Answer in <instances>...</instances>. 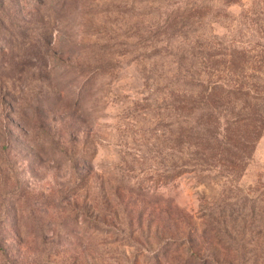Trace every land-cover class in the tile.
<instances>
[{
    "label": "rangeland",
    "instance_id": "374dc122",
    "mask_svg": "<svg viewBox=\"0 0 264 264\" xmlns=\"http://www.w3.org/2000/svg\"><path fill=\"white\" fill-rule=\"evenodd\" d=\"M221 81L247 92L238 127L249 147H231L239 159L211 133ZM209 82L217 86L204 89ZM206 99L217 105L211 120ZM262 117L264 0H0V217L16 218L0 222V264H151L173 238L167 229L188 216L187 242L225 258V241L200 236L214 231L202 224L219 201L235 216L234 241L263 263ZM81 152L80 194H117L111 209L144 217L142 235L130 237L135 225L119 218L117 235L66 236V218L74 228L84 218L83 197L79 208L65 199L71 156ZM222 166L235 175L221 176Z\"/></svg>",
    "mask_w": 264,
    "mask_h": 264
},
{
    "label": "trees",
    "instance_id": "16d2710c",
    "mask_svg": "<svg viewBox=\"0 0 264 264\" xmlns=\"http://www.w3.org/2000/svg\"><path fill=\"white\" fill-rule=\"evenodd\" d=\"M176 79H181L183 82H185L182 75L178 74L176 76ZM197 83H199V85L203 84L200 83V81H198ZM216 84L217 83L210 84L209 82V84L205 85L204 89H208L210 86L211 88L214 86L216 87L217 86ZM239 90H240L239 88H234L232 85L228 86L226 82L221 81V121L218 119V121L221 123V130L219 129L220 128L219 124L217 126L218 123L217 119L216 120L214 119L212 121L216 123V126L211 131V133L214 136V140L219 142L221 141L222 148L225 151H228L229 154H231L234 158H238V159L241 156L238 155V152L231 149V147L232 146L237 147L239 145L240 146L242 145L244 149H247V147H249V145L246 143L247 141L242 139V135H241L242 129L238 127L242 121L248 119V117H246L243 112L244 109L247 108V106L245 105V103H242L240 99L241 95L244 96L245 94H247V92L241 90H240L241 92H239ZM223 97H228V98L227 100H223ZM79 100H82V95H79ZM170 106L172 108L170 113L171 115L175 116V114H177L178 109H175L174 104ZM216 106L217 105H215V107L210 106L207 102V99L204 101L203 110L207 111L206 120H211L210 116L216 113L217 111ZM204 116L205 113H203L202 117ZM256 121L258 122L257 124H259V126L254 125L256 127L255 133L257 134L259 132L258 127L264 124V117L260 119L256 118ZM237 134L239 135V139L237 138ZM210 140H212V138H210ZM221 145H217L216 149H221ZM214 148H215L214 146L209 144L204 149L200 148V151L206 154L204 158H207V156L210 155V153L207 151ZM84 158H85L84 153L82 152L80 154H76V153L72 154L71 156V161L73 163V165L71 166L72 170H70V179L65 187V199L67 200L72 199L76 208H79L77 202L80 200L81 196L83 197V201H85V205L80 209L83 211V213H80V215L84 216V218L81 220V222L79 221L80 223L78 221L77 223H75L77 226L76 228H74L75 225L69 220V218L68 219L66 218L65 220V233L67 234L66 236H69V238L70 236H73L75 238H80L81 235H83L86 241L92 237V233H96V232L101 234L117 235L120 233V230H118L116 225L118 224L117 219L119 218L124 226L127 224L129 225L130 228L133 225H135L133 229L131 228L129 231L131 233L130 237H133L132 233L135 230L138 231L140 235H142V233L145 230L143 227L144 217H140L139 215H137V218L134 219L131 216L132 215L131 213H125L121 216L119 213H115V210L111 209L115 207L113 201L116 199L115 196H117V194H114L112 198L106 196L104 192L102 193L100 192V190L92 194L89 191H86L84 195L80 194L81 193L80 191L86 186L88 171L86 168L84 171L78 168L76 165V161L79 159L85 160ZM229 160L232 162L235 161L233 159H229ZM185 170L190 171L191 169H185ZM219 171L221 172V176L224 177L235 175L232 172V169H228L227 167L222 166L221 170L219 169ZM163 185L165 186V183ZM149 190H153V192L156 193L158 189L155 190L154 187H150ZM149 190L146 191L148 192L147 195L152 197L153 194L155 193H150ZM156 194H161V193L158 192ZM86 201H90V204H88ZM211 209L217 211V213H213L216 215H212L211 217H209L210 222H208V219H206L205 220L206 222L203 223L202 225L208 226L209 224V228H213L214 231L211 232V235H209V237H207V234L205 236V232H207V230L203 229V232L200 236L202 238L206 237V239L211 242L216 240V238H218V240H216L217 244H221L220 242L222 240L225 241V243L221 246V248L224 249L226 252H228L229 256L224 255L225 256L224 258L222 257V255L219 256L214 251H211L209 253H200V247L198 243H195L194 241L188 243L186 237L183 236V234H185L193 226L191 218L190 216H188V218L185 217V223H186L184 226L185 229L180 227H175L174 229H167V232H169V235L171 234L173 238H167V237H165V239L163 238L164 240L159 242V249H157L154 253L150 254L151 259L149 260V262H151V264H254V260L252 259V257L247 255L248 251H244L243 248L240 247L239 243L237 241H234L235 238L231 234V230H234V228L228 227V225L235 220V216L233 217V213H231L232 209L229 212H226L227 209L225 208V206L222 207L221 209V201L216 202L215 207H212ZM94 211L98 213H92ZM188 219H190V222L188 221ZM15 220L16 218L14 216L8 219L0 217V222H4L5 224L8 223L11 225H15L16 224ZM154 220L155 218L152 217V213L148 214L147 221L154 222ZM121 223L118 224L119 227L122 226ZM123 230H125L124 227ZM171 231L173 232L170 233ZM80 232H82V234ZM77 233H79V235ZM176 237H179L180 239H176ZM181 239H183V241ZM86 244L89 246L92 245V243H86ZM182 245L186 246L182 250L183 255L176 257L168 255L169 254L168 252H170L171 250H174L173 252H179L176 250L180 249ZM0 251H3L1 245H0ZM147 256L149 257V255ZM261 264H264V262Z\"/></svg>",
    "mask_w": 264,
    "mask_h": 264
}]
</instances>
